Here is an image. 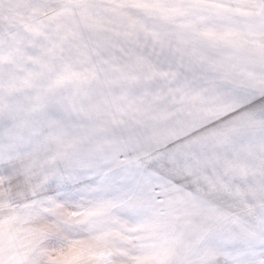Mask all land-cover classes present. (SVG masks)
I'll list each match as a JSON object with an SVG mask.
<instances>
[{"label":"snow or ice","instance_id":"1","mask_svg":"<svg viewBox=\"0 0 264 264\" xmlns=\"http://www.w3.org/2000/svg\"><path fill=\"white\" fill-rule=\"evenodd\" d=\"M0 264H264V0H0Z\"/></svg>","mask_w":264,"mask_h":264}]
</instances>
